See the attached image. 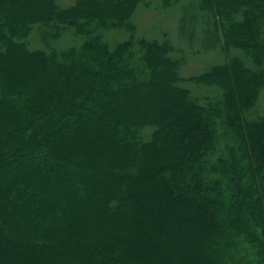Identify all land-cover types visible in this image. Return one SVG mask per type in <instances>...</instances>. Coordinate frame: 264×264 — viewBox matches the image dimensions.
<instances>
[{
    "label": "trees",
    "instance_id": "1",
    "mask_svg": "<svg viewBox=\"0 0 264 264\" xmlns=\"http://www.w3.org/2000/svg\"><path fill=\"white\" fill-rule=\"evenodd\" d=\"M143 3L0 0V264H264V0H198L241 53L188 77L167 30L137 34ZM38 24L89 38L31 50Z\"/></svg>",
    "mask_w": 264,
    "mask_h": 264
},
{
    "label": "rangeland",
    "instance_id": "2",
    "mask_svg": "<svg viewBox=\"0 0 264 264\" xmlns=\"http://www.w3.org/2000/svg\"><path fill=\"white\" fill-rule=\"evenodd\" d=\"M77 1L57 0L63 6L72 5ZM208 18L206 12L199 8L198 0H174L167 7L164 5L163 0H148V3L140 4L137 7L132 20L136 24L137 34L140 36L161 37L162 30L168 31L173 43L181 50V52H176L174 56H182L185 59L180 71L183 76L188 77L206 71L209 67L222 62L224 57L228 58L232 53H241V51L239 52L236 49H232L231 52H222L219 45L214 47L210 45L212 43L210 41L212 37L209 31L210 25ZM104 31L107 34L106 38L110 41L112 48L126 39L123 29ZM53 33L54 29L43 24H38L29 36V48L31 50H43L47 53L56 51L62 57L63 52L71 50V48L79 49L84 41L89 38V36L78 34L73 26L64 28L61 36L58 38L54 37L52 35ZM139 57H141V54L138 51L137 58ZM135 61L137 63L139 62L138 59ZM138 64L133 63V65ZM183 86L187 87L191 91V97L198 99L200 103H206L207 98L216 101L222 98V89L219 86L203 83L198 84L191 81L183 82ZM262 113H264V89L261 92L256 106L249 112L252 118H256ZM70 124L72 122L65 123L64 127H60L57 132L56 130H51L52 132L47 135L46 143L51 144L57 136L66 134L70 128ZM152 131V128H147L145 133L147 136H150ZM228 142L229 140H226L222 144ZM241 250L240 247V253ZM244 253L245 251H242V255L239 254L238 257H242L240 260L244 261L254 257V254ZM228 264H232V262H228Z\"/></svg>",
    "mask_w": 264,
    "mask_h": 264
}]
</instances>
